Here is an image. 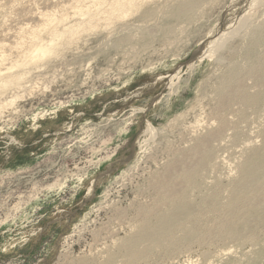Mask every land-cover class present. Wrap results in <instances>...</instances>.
Wrapping results in <instances>:
<instances>
[{"label":"rangeland","instance_id":"1","mask_svg":"<svg viewBox=\"0 0 264 264\" xmlns=\"http://www.w3.org/2000/svg\"><path fill=\"white\" fill-rule=\"evenodd\" d=\"M109 1L0 0V264H264V223L220 231L242 220L224 204L264 143V76L251 70L264 43L246 54L264 33V0L251 14L249 0H133L108 12ZM38 43L50 50L33 58ZM234 64L238 90L262 92L255 106L235 91L222 100ZM202 138L211 157L197 184L175 189L193 209L218 193L220 210L193 211L175 242L126 259L138 226L177 198L158 188L170 166H195Z\"/></svg>","mask_w":264,"mask_h":264},{"label":"bare ground","instance_id":"2","mask_svg":"<svg viewBox=\"0 0 264 264\" xmlns=\"http://www.w3.org/2000/svg\"><path fill=\"white\" fill-rule=\"evenodd\" d=\"M132 1L133 0H114V2L111 1L110 4L112 3V5L110 7V11L108 10V12H111L112 10L114 11L123 10L125 7H127V5L131 4ZM103 2L104 1H102V3ZM100 3L98 4L99 6ZM247 3H249L250 5V6L247 5L248 6L247 8L250 7L249 14L253 13L252 11L256 12L258 11V9H260V5H259L260 3L258 0H249ZM75 10L77 11L78 9ZM79 12H80L79 14L81 15L85 14L84 9H79ZM91 19L92 18H90V20ZM51 20L53 19L49 15L48 22L44 23V25L47 26L51 24L52 23ZM63 20L64 19H62V21ZM56 22L58 23V21ZM260 26L264 31V19L261 20ZM239 27L240 28L238 31L243 29L242 28L243 26L241 27V25H239ZM32 31H33L32 38L35 39L39 36L42 30L38 28L36 29L34 28ZM62 34L63 33L55 32V35L57 36H60ZM259 43H264V33L259 38L254 39L250 44L247 45L246 54L250 52L251 53L255 52L256 46ZM1 46L3 47L4 45ZM48 50H50L48 46L44 44H39L35 49V52H32L31 54L32 55L34 54L32 56L34 58L40 54L43 55L46 54ZM0 56H3V53L0 54ZM7 68L10 69L9 67ZM3 69H5L4 66ZM251 70L254 74L258 73L264 76V58L259 59L258 64ZM239 74L240 72L238 65L234 64V67L227 78L226 84L222 85V95H223L222 97L224 98V99L222 98V100L225 101L226 97L230 95L232 91H235L237 93L236 95H238V97L242 99L245 106L247 105L255 106L256 104H258L259 100L261 99L262 92L259 91L254 94H251L238 90V86L240 84ZM233 87L234 89H232ZM218 132H220V128L218 129V131L215 130V132H211L210 136L214 134H218ZM263 135H264V131H263ZM207 140H208L207 138L205 139L202 138L200 142H198V144H196L195 147L193 148L194 153L197 155L195 166L182 167L179 170L173 166H170L171 170L169 172L171 174L165 176L164 180L162 181L161 185L158 188L162 197L166 196L167 193L170 192L171 195H174L177 198L172 203V205L169 206L168 211L157 218V223L155 225L152 226L151 224L146 222V219H144V221L138 226V229L136 231L137 234L131 237L129 241L125 244L127 251L125 254L126 259L128 260L137 259L145 255V253L150 248L164 241L167 243L175 242L177 239H179L177 233L184 228L183 220L186 217L190 216L193 211L196 210L198 212H203L204 207L208 208L207 210L214 212L220 210L221 203H220V199H218V193L213 195V197H211V199L207 202L205 206H202L198 209H193L192 207L193 203L189 202V200L185 196V193L183 195L182 190L175 189L176 186H181L184 184L190 186L197 184L200 169L205 165V163L211 157V151L207 149V143H208ZM231 185H233L232 187L233 193L231 191L232 195H230L231 196L230 199L224 205L226 208L231 210L242 208V211L240 212L242 216V220L237 221L233 218H227L221 223L220 231L227 235L238 236L243 230L251 228L254 222L264 223V143L259 147L251 149L245 162L241 165L239 177ZM149 213H151V210H149ZM192 229L193 228L188 230H192ZM186 231L184 233H186ZM188 233H192V232H188ZM113 260H114V256L111 255L103 264H112Z\"/></svg>","mask_w":264,"mask_h":264}]
</instances>
